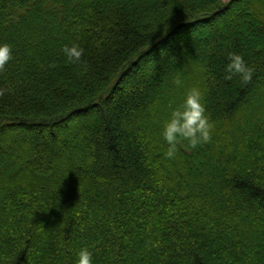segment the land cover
Masks as SVG:
<instances>
[{"label":"trees","instance_id":"16d2710c","mask_svg":"<svg viewBox=\"0 0 264 264\" xmlns=\"http://www.w3.org/2000/svg\"><path fill=\"white\" fill-rule=\"evenodd\" d=\"M0 42V264H264V0H0ZM193 87L211 140L168 158Z\"/></svg>","mask_w":264,"mask_h":264},{"label":"clouds","instance_id":"9594fccd","mask_svg":"<svg viewBox=\"0 0 264 264\" xmlns=\"http://www.w3.org/2000/svg\"><path fill=\"white\" fill-rule=\"evenodd\" d=\"M62 51L69 62L76 63L80 61L84 50L77 45H66ZM12 58V46L6 42H0V72L5 70ZM226 71L229 73L228 79H231L233 75H238L244 84L252 80L253 69L237 53L229 54ZM5 91L0 88V96H3ZM202 101L203 94L198 87L189 89L182 104L174 108L164 122L162 136L168 144V150L165 153L168 158L175 156L178 145L183 142H186V147L195 149L211 140L213 124L206 115V108ZM77 257V264H93V254L87 247L81 248Z\"/></svg>","mask_w":264,"mask_h":264},{"label":"rangeland","instance_id":"374dc122","mask_svg":"<svg viewBox=\"0 0 264 264\" xmlns=\"http://www.w3.org/2000/svg\"><path fill=\"white\" fill-rule=\"evenodd\" d=\"M227 1H229V0H225V2H227ZM248 52H249V48H246L245 53L247 54Z\"/></svg>","mask_w":264,"mask_h":264}]
</instances>
